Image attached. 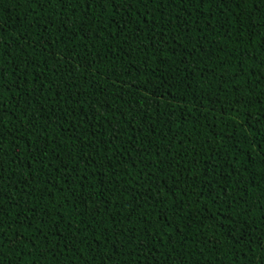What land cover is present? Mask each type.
<instances>
[{
    "label": "trees",
    "instance_id": "1",
    "mask_svg": "<svg viewBox=\"0 0 264 264\" xmlns=\"http://www.w3.org/2000/svg\"><path fill=\"white\" fill-rule=\"evenodd\" d=\"M0 50V264H264V0H0Z\"/></svg>",
    "mask_w": 264,
    "mask_h": 264
},
{
    "label": "snow or ice",
    "instance_id": "2",
    "mask_svg": "<svg viewBox=\"0 0 264 264\" xmlns=\"http://www.w3.org/2000/svg\"><path fill=\"white\" fill-rule=\"evenodd\" d=\"M72 0H68V3H71ZM85 2H87V0H85ZM99 0H91V4H98ZM108 2H110V0H108ZM117 3H122L123 0H116ZM129 2H131V0H129ZM145 4L152 2V0H144ZM174 3L177 2V0H173ZM180 3H184V0H179ZM189 7L191 6H195L197 8H202L204 3L207 2V0H187ZM225 2V0H217V4L218 6H220L221 3ZM39 3L42 7H54L57 3L63 5L65 3V0H39ZM211 5L209 4V7ZM89 7H91V5H89ZM83 11H87V9H84ZM119 14V13H118ZM177 19H179V17H177ZM185 24V21L180 19L179 20V24H169L167 27L169 30L171 31H175L177 33V35L179 34V28L180 25ZM45 31H47V29H45ZM163 31V30H162ZM85 39H87V37L85 36ZM173 41L176 39L175 36H173L171 38ZM152 43L155 44L157 43L156 40H152ZM160 43H167V41L162 40L160 41ZM8 47H12L11 43H9ZM160 51H163V49H159ZM66 61V63L68 64L69 67H71L73 64H77V59L75 56H73L71 53L68 54H64L63 57ZM83 58H81L82 60ZM163 63L167 62V59L165 58L164 60H162ZM96 63L95 58H92V62L91 63H79L78 67L87 71L88 69L92 68L94 66V64ZM177 67H179V65H177ZM15 70V69H14ZM59 76H63L64 73L62 71H58L57 73ZM77 75L76 72L72 73V76L75 77ZM112 75H117V73L115 71H113ZM6 82V65L5 62L3 60V51L0 50V91H2L4 85ZM10 90V89H9ZM145 91H147V89H145ZM158 92V88L153 89L152 93L150 94V97H155L156 94ZM4 107L0 106V126H4L6 127V125L3 124V120H4ZM75 114V113H73ZM95 119V117H93ZM119 133V129L116 130V134ZM46 143L45 142L43 145L39 146V149H34L33 151L36 152L37 156L39 155L40 151H43L44 148L46 147ZM82 147H84V145H82ZM7 152L6 149L4 148V136H3V132L0 131V162L3 161L4 157L6 156ZM159 155V153H158ZM96 163H99V161H95ZM115 175V173H114ZM3 178H4V172L2 167H0V228H2V221L4 220V218L7 216V204L9 201L14 199V193H12L11 188L8 186H4L3 185ZM137 198H139L138 194H137ZM161 203H163V201H161ZM0 234H2V232H0ZM0 244H3V240L0 239Z\"/></svg>",
    "mask_w": 264,
    "mask_h": 264
}]
</instances>
